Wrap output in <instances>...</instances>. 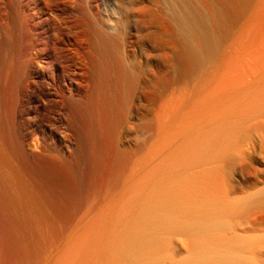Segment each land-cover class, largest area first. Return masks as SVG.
I'll use <instances>...</instances> for the list:
<instances>
[{"label": "bare ground", "instance_id": "6f19581e", "mask_svg": "<svg viewBox=\"0 0 264 264\" xmlns=\"http://www.w3.org/2000/svg\"><path fill=\"white\" fill-rule=\"evenodd\" d=\"M87 23L145 87L113 129L115 177L51 253L61 226L40 164L79 167L86 100L101 109ZM257 145L264 0H0V212L14 264H264Z\"/></svg>", "mask_w": 264, "mask_h": 264}, {"label": "rangeland", "instance_id": "374dc122", "mask_svg": "<svg viewBox=\"0 0 264 264\" xmlns=\"http://www.w3.org/2000/svg\"><path fill=\"white\" fill-rule=\"evenodd\" d=\"M242 22L243 21H238L233 25L231 35L233 38L240 34L238 31H240V28H242ZM86 28L87 33L85 39L88 43H90L89 49L97 54L101 65V109L97 111L96 105L93 103V101H91V99L86 100V109L84 112L85 129L82 138V140L85 138L86 140L82 142L84 157L79 167L73 166L68 160H63L62 165L54 162L48 164L42 162L40 164L39 181L41 187L45 189V192H43L44 195L42 194V201L45 203V209L52 213L55 218L60 219V225L58 224V227L61 226L57 232L58 237L54 239L55 241H52L49 250V252L53 251L51 253H55L62 245L68 234L66 229L70 223L73 222V219L74 221L79 220L84 212L94 203V200L97 197V192L99 193L105 185L110 184L115 177L117 167L121 162L122 157L121 152L117 150V145L113 146L112 143L113 129L115 128L116 130L118 128L119 119H121L122 115L125 114L129 98L135 105L139 106L141 104L139 99L140 90H143L145 87L143 78L141 76L139 78V84H136L137 86L133 84V74L127 67L129 64V59H123L120 57L119 51L116 49L117 47L111 48L107 42V33L105 34V32L99 29L94 30V28H92L89 23L85 25V30ZM147 30H149V32L151 31V29ZM147 30L140 33V35L144 34L145 32L148 33ZM235 47L236 46L233 48L235 49ZM111 53H113L114 58H117L113 59ZM121 58L123 61H121ZM123 63L125 64V67ZM109 69L111 71H109ZM128 76L131 77L129 78ZM129 122L125 124V128L129 130V139L132 140L133 138H136L135 136H137V132L136 130L129 129L128 124L132 126V120L129 119ZM119 138L121 144V136H119ZM89 146L91 148H89ZM258 147L257 152L260 154V157L258 156V161H260V164L264 165V152H262L260 146ZM120 149L123 148L120 147ZM240 176V171H237L234 173L233 179L239 182L241 181ZM98 181H100V184ZM0 235V264H14L17 255V246L15 245V241H13L14 239L8 232L6 221L4 220L1 212ZM1 253L3 255H1Z\"/></svg>", "mask_w": 264, "mask_h": 264}]
</instances>
